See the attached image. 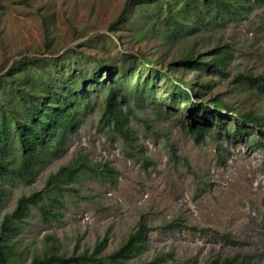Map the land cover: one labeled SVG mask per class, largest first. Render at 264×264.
Here are the masks:
<instances>
[{
	"label": "rangeland",
	"instance_id": "1",
	"mask_svg": "<svg viewBox=\"0 0 264 264\" xmlns=\"http://www.w3.org/2000/svg\"><path fill=\"white\" fill-rule=\"evenodd\" d=\"M125 2L0 0V66H9L25 54L42 55L46 40L52 43L56 56L64 53L74 59L84 55L89 64L95 57L121 61L127 57L122 54H144L150 45L136 40L138 21L131 18L120 27L116 24L117 31L110 29ZM212 34L230 42L233 50L228 75L215 78L213 94L236 109L264 110V92L255 96L244 87L232 91L240 83L236 79L239 73L264 72V2L247 17L228 22ZM174 77L181 84L191 75L181 71ZM102 99L103 95L97 99L96 110L72 135L62 157L43 168L32 183L7 186L9 198L1 214L12 211L22 195L39 192L45 199L49 176L75 158L84 156L90 163H106L117 171L114 183L82 177L64 184L73 190L63 191L57 196L61 204L52 205L53 211L60 212L58 219L43 221L32 205L14 235L16 251L25 263L49 246L47 236L57 238L66 254L72 252L78 238L79 251L90 252L107 236L103 254H108L143 216L150 231L144 250L131 263H144L168 252L173 259L190 264L244 253L252 255L248 264H264V159L256 144L233 140L223 131L219 137L215 131H208L204 142L196 144L187 127L192 121L193 100L188 101L187 108L180 103L171 117L134 107L135 113L147 121H131L151 161L143 166L124 153L119 140L97 132ZM225 233L243 245L224 240L220 234ZM165 264H171V260L166 259Z\"/></svg>",
	"mask_w": 264,
	"mask_h": 264
},
{
	"label": "trees",
	"instance_id": "2",
	"mask_svg": "<svg viewBox=\"0 0 264 264\" xmlns=\"http://www.w3.org/2000/svg\"><path fill=\"white\" fill-rule=\"evenodd\" d=\"M263 2L126 0L110 29L117 31L116 24L120 27L131 18L138 21L136 40L150 45L144 54L135 57L122 54L127 57L121 61L95 57L89 64L84 55L74 59L64 53L56 56L57 51L46 40L44 51L47 54H25L9 66H0V264H134L130 261L144 250L150 228L141 216L135 228L108 254H103L107 236L98 240L90 252L79 251L78 238L70 254L61 250L57 238L47 236L49 246L34 254L28 263L16 251L14 235L25 223L32 205L40 211L43 221L58 219L60 212L53 211L52 205L61 204L57 196L63 191L73 190L64 184L82 177L115 182L117 171L114 168L106 163H90L84 156L49 176L45 199L39 192L22 195L12 211L1 214L9 198L7 186L32 183L43 168L62 157L72 135L96 110L97 99L102 95L97 132L113 141L119 140L124 153L143 166L151 161L131 121H147L135 113L134 107L171 117L180 103L187 108L190 100H193V114L187 127L196 144L204 142L208 131H215L217 137L223 131L233 140L255 143L264 159V110L236 109L213 94L215 78L228 75L233 50L230 42L212 34V30L218 31L228 22L247 17ZM175 46L178 47L172 52ZM181 71L191 78L180 84L174 74ZM236 79L240 83L233 86L232 91L244 87L255 96L259 91L264 92V72L239 73ZM171 154L176 156L174 148ZM50 192L56 194L49 195ZM46 200H49L48 206ZM40 202L44 203L39 205ZM171 224L177 225H168ZM220 235L231 244L243 245L229 233ZM251 256L244 253L215 257L206 264H248ZM166 259H170L171 264H190L187 260L173 259L168 252L139 264H165Z\"/></svg>",
	"mask_w": 264,
	"mask_h": 264
}]
</instances>
